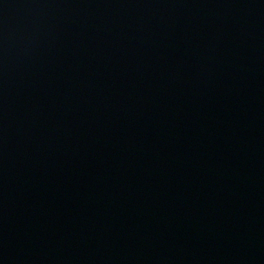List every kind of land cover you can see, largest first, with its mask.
I'll return each mask as SVG.
<instances>
[{"label":"water","instance_id":"1","mask_svg":"<svg viewBox=\"0 0 264 264\" xmlns=\"http://www.w3.org/2000/svg\"><path fill=\"white\" fill-rule=\"evenodd\" d=\"M0 264H264V0H0Z\"/></svg>","mask_w":264,"mask_h":264}]
</instances>
